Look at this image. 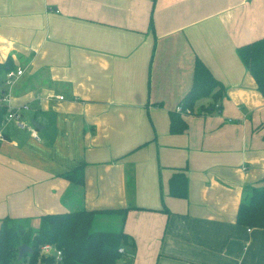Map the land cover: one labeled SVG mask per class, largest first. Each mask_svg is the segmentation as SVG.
<instances>
[{
	"label": "crops",
	"instance_id": "crops-1",
	"mask_svg": "<svg viewBox=\"0 0 264 264\" xmlns=\"http://www.w3.org/2000/svg\"><path fill=\"white\" fill-rule=\"evenodd\" d=\"M262 35L264 0H0V104L42 126L1 128L0 217L127 208L122 264H264V228L235 220L264 176V98L236 48ZM195 57L222 96L173 133ZM6 66L23 68L8 87ZM80 163L83 187L63 177Z\"/></svg>",
	"mask_w": 264,
	"mask_h": 264
},
{
	"label": "trees",
	"instance_id": "trees-1",
	"mask_svg": "<svg viewBox=\"0 0 264 264\" xmlns=\"http://www.w3.org/2000/svg\"><path fill=\"white\" fill-rule=\"evenodd\" d=\"M237 54L255 80L256 89L264 98V35L240 44ZM5 68H11L6 66ZM223 85L213 76L198 57L193 63L192 83L180 104L183 109H192L195 101L211 97L212 102L222 96ZM4 90H0L2 97ZM7 106L0 104V126ZM180 111L169 113V129L178 133L186 128ZM63 177L83 187V163L63 173ZM261 186L251 187L237 207L235 220L248 227L264 228V176ZM168 193L174 197L187 195V178L184 170L176 169L168 179ZM127 208L85 209L66 212L44 213L33 226L28 221L4 215L0 217V264H122L124 248H133L134 242L122 228L119 230L94 229L97 215H118L123 221ZM25 243L32 249L17 258V248ZM51 243L60 250V256L40 252V247ZM123 248V251H119Z\"/></svg>",
	"mask_w": 264,
	"mask_h": 264
},
{
	"label": "built area",
	"instance_id": "built-area-1",
	"mask_svg": "<svg viewBox=\"0 0 264 264\" xmlns=\"http://www.w3.org/2000/svg\"><path fill=\"white\" fill-rule=\"evenodd\" d=\"M23 73V68H8L4 71L3 74V84L7 87L10 86L17 78H19ZM62 98V96H59ZM2 99H5V95L2 94ZM6 105V104H5ZM7 106V112L4 116V119L1 122L0 126V138L2 137L1 128L8 122H11L15 128L22 131H28L30 136L39 140V136L37 130L32 126V124L24 117L23 112L28 110L29 106L27 104H20L18 106ZM176 111L180 112H189V109H183L181 104L179 103L175 107ZM119 251H123L122 248H119ZM40 252L43 254H54V256H60L61 252L56 248L55 245L51 243H45L40 247Z\"/></svg>",
	"mask_w": 264,
	"mask_h": 264
},
{
	"label": "rangeland",
	"instance_id": "rangeland-1",
	"mask_svg": "<svg viewBox=\"0 0 264 264\" xmlns=\"http://www.w3.org/2000/svg\"><path fill=\"white\" fill-rule=\"evenodd\" d=\"M8 69V68H7ZM29 121V120H28ZM77 208H83L82 206H80L79 204H73L67 207V211L73 210V209H77ZM112 220L110 221H105L102 224H94V229L96 230H119L120 229V216H114L111 217ZM19 221H23V220H19ZM98 222V221H97ZM28 223H30L32 226L36 223L35 222H31L30 220H28ZM96 223V222H95Z\"/></svg>",
	"mask_w": 264,
	"mask_h": 264
},
{
	"label": "water",
	"instance_id": "water-1",
	"mask_svg": "<svg viewBox=\"0 0 264 264\" xmlns=\"http://www.w3.org/2000/svg\"><path fill=\"white\" fill-rule=\"evenodd\" d=\"M30 123L37 130H40L42 128L41 124L34 119H31ZM26 252L31 253L32 252L31 247L25 243L20 244L17 248V254H18L17 258H21V256Z\"/></svg>",
	"mask_w": 264,
	"mask_h": 264
}]
</instances>
